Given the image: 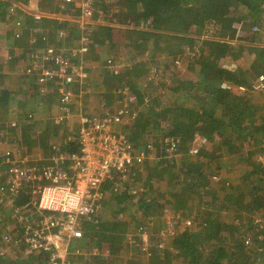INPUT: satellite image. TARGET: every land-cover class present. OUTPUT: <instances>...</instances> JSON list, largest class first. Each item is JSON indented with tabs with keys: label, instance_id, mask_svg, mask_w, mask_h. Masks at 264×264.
I'll return each instance as SVG.
<instances>
[{
	"label": "trees",
	"instance_id": "trees-1",
	"mask_svg": "<svg viewBox=\"0 0 264 264\" xmlns=\"http://www.w3.org/2000/svg\"><path fill=\"white\" fill-rule=\"evenodd\" d=\"M13 2L29 4V0H0V21L15 31L16 22L25 15L27 25L20 29L23 40L37 36L39 28L53 26L55 31L49 29L55 43V32L62 27L68 34L74 33L76 39L80 37L78 22L51 17L34 20L22 9L11 12ZM43 3L49 12L66 9L77 16L81 11L76 3L68 5L63 0ZM107 4L111 10L102 19L110 23L100 25L99 31L87 28L90 42L85 54L90 55L84 64L91 76L87 84L102 89V101L112 103L115 98H123L118 104L131 112L138 103L129 101L119 90L132 87L126 85L127 81L138 82V89L127 88L138 94V102L151 97L147 108L123 125L134 148L144 149L149 157L141 163V175L125 184L127 192L119 194L110 189L98 214L79 218L83 237L77 238L74 250L70 249V241V260L92 264L95 252L88 251L91 239L99 248L125 247L122 252L126 258L130 250L141 249L140 235L135 239L129 232L150 229L149 225L154 229L155 223L165 226L167 218L161 214L171 207L177 213L173 246L151 249L149 257L170 260V255L177 254L183 264L264 261L260 256L264 252V163L256 158L264 153V89L256 91L252 87L264 73V0H96L95 6L104 11ZM122 16L127 26L112 24ZM18 38L12 34L8 45L21 44ZM147 50L152 53L151 59L144 56ZM132 51L135 53L129 55ZM26 53L25 48L22 55H13L20 58L18 63L0 56V75L8 76L6 68L11 71L13 65L27 61ZM251 54L253 59L236 71L223 66L225 61L247 60ZM122 62L129 66L119 68ZM137 67L148 70L150 77L134 76L132 70ZM32 76L38 85L21 79L18 89L0 88V138L22 152L27 149L42 153L44 156L27 160L28 165L41 166L49 162L55 145L59 152L63 151L48 141L47 120L55 127L53 135L69 137L67 143L63 142L68 154L79 150V125L54 123L52 116L63 111L61 94L58 89L41 92L38 76ZM223 80L230 83L229 89L221 87ZM239 85H245L246 91L238 92ZM72 90L79 91L77 85ZM88 96H84L86 101ZM39 114L43 117L37 120ZM38 121L46 124L41 125V134L34 131ZM11 122L18 125L12 126ZM196 132L209 143L198 154H192L190 147ZM173 143L175 150L170 154L168 149ZM45 147H50L51 152L42 151ZM14 164L24 162L16 161L13 149L0 148V240L11 234L5 245H0V264H37L39 254L26 253L23 231L15 232L17 227L23 229L13 207L23 206L32 186L24 183L12 193L6 173ZM159 184L161 191H154ZM127 186L145 187L147 191L131 194ZM219 192H223L226 205H221ZM164 193L166 198L161 196ZM205 200H210V207ZM232 207L237 208V215L232 214ZM232 218L237 222H228ZM249 244L256 250L249 251ZM251 252L256 256L248 257Z\"/></svg>",
	"mask_w": 264,
	"mask_h": 264
},
{
	"label": "built area",
	"instance_id": "built-area-1",
	"mask_svg": "<svg viewBox=\"0 0 264 264\" xmlns=\"http://www.w3.org/2000/svg\"><path fill=\"white\" fill-rule=\"evenodd\" d=\"M63 1L68 5L76 3L80 13L74 16L70 13L58 15L56 12H49L44 9L43 0H29L28 5L16 2L10 7L11 12L22 9L34 20L51 17L78 22L81 30L80 37L76 39L68 34L66 27L58 28L55 32L57 44L50 37L48 27L43 30L39 28V34L28 37L25 43L26 54L32 60L26 67V74L38 76L41 92L58 89L61 94L63 112L56 114L55 123H64L76 115L79 118L77 152H59L55 145V151L49 157L52 164L31 166L23 160V165L14 164L6 173L12 193L24 183L32 186L31 194L23 206H14L15 218L23 229L17 227L15 232L23 231L22 242L26 253L39 254L37 264H73L69 258V244L72 238L83 237L79 218H90L97 213L110 189L127 192L125 184L141 175V163L149 157L144 149L134 148L123 126L138 115L141 105L147 104L149 97L146 96L139 106L133 105L135 111L131 112L132 109L118 104L124 101L123 98H115L112 103L99 98L97 100L87 84L89 75L84 64L90 42L87 28L90 26L93 30L96 27V0ZM23 25L27 24L21 19L16 22L18 31L14 35L19 40H23L20 32ZM254 28L257 29V26ZM51 39L53 43L50 42ZM223 66L229 71H236L239 67H244V63L232 60ZM76 85L78 92L72 90ZM221 87L229 89L231 85L223 80ZM252 87L256 91L264 89V73L253 81ZM123 89L119 90L129 101L138 103V94L134 90L126 87ZM246 89L245 85H239L237 91L244 92ZM86 95H89V101L84 99ZM12 124L18 125L16 122ZM208 143L204 135L196 132L190 153L198 154ZM168 150L172 154L175 143ZM259 159L264 163V154ZM127 187L131 194L147 191L145 187ZM14 228L15 226L10 230ZM10 236L11 234H6L3 239L8 241ZM140 237L141 241L148 243L147 232H141ZM130 239L134 238L130 236ZM105 251L110 253L108 249ZM255 264H264V261L258 259Z\"/></svg>",
	"mask_w": 264,
	"mask_h": 264
},
{
	"label": "rangeland",
	"instance_id": "rangeland-1",
	"mask_svg": "<svg viewBox=\"0 0 264 264\" xmlns=\"http://www.w3.org/2000/svg\"><path fill=\"white\" fill-rule=\"evenodd\" d=\"M104 6H105V7H103L104 11L103 10H99L96 7L97 8V12L99 14H98V17L95 16L96 27L93 29V31H99L100 25L110 23L107 20H104L102 18L108 15L106 13V11L107 10H111V5L107 4V5H104ZM64 13H66V12H64ZM65 17H66V15L64 16V18ZM20 19L25 21V15L21 16ZM125 23H126V21H125V18L123 16L118 18V20H116V21H112L113 25H116V26H119V27L127 26V24H125ZM50 29H53L55 31L54 26L51 27ZM12 30L13 29H11L8 26H6L4 21H0V34H3V35H0V56H2L4 58H8L13 63H15V60H17V63H18V60H20V58L19 57L16 58L13 55H16V56L22 55V53L25 51V48H26V44H25L26 40H21L22 43L19 44V45L18 44L17 45H8V40L10 39V37L12 35ZM72 35L73 36H71V37H73V38L76 37L74 35V33ZM1 42H3V44ZM18 42H20V41L18 40ZM17 50H20L19 53L16 52ZM134 53H135V51H132L129 55L134 54ZM89 55L90 54H88V53L85 54L86 61H87V58H89ZM147 55H148L149 59L152 58L151 51L147 50L144 53V56H147ZM121 56H122V58H124V54L123 53H122ZM31 61H32L31 59H27V61L23 60L22 62L19 63L18 66L17 65L16 66L13 65L11 67V71H9L6 68V72L10 73V74H8V76H10V77L4 76V75H0V88H2V87H11V86H13L14 88H17V87L20 86V84H22L21 79L23 81H25L26 83H28V84L31 83V84H34V85H38L37 79L35 77H33L32 75L26 74L27 64H30ZM125 65L129 66L128 63L126 64V62H122V63L119 64V68H123V67H125ZM124 70H129V69H124ZM11 73H13V74H11ZM132 73L136 77H138V76H140L142 74H143L142 75L143 77H146V78L150 77V75L148 74V70L145 71L142 67H140L139 69H138V67L134 68L132 70ZM159 75H158V77H160ZM87 79L90 81L91 76L87 77ZM88 80H87V82H88ZM142 82H144V78L142 79ZM127 83L129 85H131L132 87L138 89V82L127 81L126 85H127ZM132 87L126 86V88H132ZM52 94L55 96V99H57V95L55 93H52ZM149 98H151V97H149ZM149 98H148V100H149ZM140 104L141 103L138 102V106ZM143 106L146 107V103H143ZM143 106L141 107L140 111H142V110L147 108L146 107V108L142 109ZM56 114H58V113H56ZM56 114L52 116L54 123H55ZM71 119H69L68 121H70ZM47 122L49 123L48 125H46L45 122H43L44 124H40L38 126V128H37V131L39 130L41 125L48 126L47 127V135H46L48 137V141L51 144L52 143L58 144L59 147L61 148V150H63L65 152L66 149H65L64 144H63L62 135H57V136L53 135V133L55 132V127L51 126L50 120H47ZM73 123L75 124V122H73ZM78 125H79V122H78ZM115 127L118 128V126H115ZM49 142H48V145H49ZM0 148H7V149H11V150L13 149L14 156L16 157V161H20V160H26L27 161V159L31 160L32 158H35V156L36 157L37 156H39V157L40 156H44V155H42V153L40 154L38 151H27V149H26V151H25L26 153L22 152L19 148L13 147L10 144V142L7 139H5V138H0ZM45 148L46 149L42 150V151H46V152L49 153L52 150L50 147H45ZM246 148H247V146H246ZM22 154H26V155L23 156ZM261 155L262 154H260L259 157ZM259 157H258V155L256 156L257 159H259ZM232 159L235 160V156H232ZM49 164H52V162L46 163V165H49ZM233 176H235L234 173H233ZM161 188L162 187H160V184H159L158 187L155 188L154 191H156V190L157 191H161ZM217 191H219V189H217ZM122 193L123 192L120 190L119 194H122ZM209 194H210L209 198H211L212 194L211 193H209ZM219 195L221 196V198H220L221 205H226V203L224 202L225 200L223 198V192H219L218 196ZM123 196H124V194H123ZM161 196H163V198L167 197V195L165 193L162 194ZM135 199H136V197H133V200H135ZM208 201H210V200H205L206 204L208 203ZM105 202H106V200L103 201V205L105 204ZM103 205H102V207H103ZM208 207H210V205H208ZM236 209H237L236 207H232V210H233L232 214H234V215L238 214L237 213L238 211ZM164 211L165 212L162 213L161 215L163 216V218H167V224L165 226H162V227L161 226H157L158 224L155 223L153 225V226H155L154 229H153L152 225H149L150 229L142 227L143 229L140 230L139 232H137V230L129 232L134 238H135L136 235L137 236H138V234L140 235L141 232H147V234L149 236V239H148V243L147 244H145L143 241H139L140 247H141L142 250L140 249L141 250L140 251L139 249H132L131 250L132 254L130 252H128V255H127L126 258H125V255L122 252V249H124L125 247L124 248L122 247V249H120V250H117V249L115 250L114 246H112L111 249L109 247L106 248L104 246L99 248L98 245H97L96 240L95 239H93V240L91 239L92 246L88 247V251H94L95 252L92 264H183L184 262L181 261L180 258H178L177 254L176 255H174V254L170 255L169 256L170 260H166L167 258H164V257H152V256L149 257V253H150L151 249H155V248L158 249V247L159 248H162V247L164 248V247H167L168 245H171L173 243V241H174L172 238H175L176 234H177V231H176V216H177V213H176V211H174L173 209H167V208H165ZM96 214H98V213H96ZM0 216H2V215H0ZM114 216H116V215L114 214ZM153 217L154 216H151L150 218H153ZM227 218L230 219L231 217L228 216ZM234 219L235 218H232L228 222H232V220H234ZM234 221L237 222V220H234ZM157 227H158V229H157ZM81 240L85 241L83 239H81ZM139 240H141V237H139ZM93 243H94V245H93ZM5 244H6V240L3 241L1 239L0 240V245L2 246V245H5ZM77 244H78V239L75 237V238H73L71 240L70 249L74 250L76 248ZM230 244H232V243H230ZM1 246H0V248H1ZM172 246H173V244H172ZM229 246L230 245L227 244V247H229ZM106 249H109L110 253L107 254V252L105 251ZM253 249L256 250V246L249 244L248 250L250 251V250H253ZM10 252H11V250H10ZM12 252H13V250H12ZM19 252H22V251L20 250ZM251 253H253V252H251ZM255 254L256 253L247 254V256L248 257H252L253 255L256 256ZM261 254L262 255H260V256L264 257V252H262ZM163 255L164 254H162L160 256H163ZM150 258H152V260H154V262H152ZM73 264H83V262H78V263L75 262L74 263V261H73Z\"/></svg>",
	"mask_w": 264,
	"mask_h": 264
},
{
	"label": "crops",
	"instance_id": "crops-1",
	"mask_svg": "<svg viewBox=\"0 0 264 264\" xmlns=\"http://www.w3.org/2000/svg\"><path fill=\"white\" fill-rule=\"evenodd\" d=\"M65 10L66 9H64V10H60V11H55L56 13H58V15H61V14H63L64 12H65ZM67 13V12H66ZM55 19V18H54ZM56 20H58V19H56ZM253 55L251 54L250 56H249V59L247 58V60H246V58H244V59H242V60H240V61H243V63H244V67H245V65L247 64V62H248V60H252L253 58ZM231 60H229V61H225V63H228V62H230ZM239 61V60H238ZM240 68H242V67H240ZM89 85V84H88ZM90 87H91V89L93 90V96L98 100V98L100 99L101 97H100V94H102V89L101 88H95V87H93V86H91V85H89ZM53 88H54V86H53ZM16 89H18V87L16 88ZM143 106V104L141 105V107ZM146 106H147V104H146ZM141 107H140V109H141ZM144 108H146V107H144L143 106V108L142 109H144ZM145 110V109H144ZM41 117H43V115H38L37 116V120H40L41 119ZM73 122H76V123H78L79 122V118H78V116L76 115V116H74V118H72L70 121H68L67 123H69V124H74ZM12 123L13 122H11V125H12ZM41 124V121H38L37 122V125H36V127L34 128V131L35 132H39L40 133V131H41V126H40V128H39V130L37 131V128H38V126ZM13 126V125H12ZM31 129V128H30ZM41 134V133H40ZM77 136V135H76ZM69 137H65V138H63V142H64V144L65 143H67L69 140ZM53 144H56V143H53ZM13 207V206H12ZM14 208V207H13ZM169 209V208H168ZM170 209H172L171 207H170ZM165 212V211H164ZM130 253L132 254V252H131V250H130Z\"/></svg>",
	"mask_w": 264,
	"mask_h": 264
},
{
	"label": "clouds",
	"instance_id": "clouds-1",
	"mask_svg": "<svg viewBox=\"0 0 264 264\" xmlns=\"http://www.w3.org/2000/svg\"><path fill=\"white\" fill-rule=\"evenodd\" d=\"M13 3H16V2H13ZM13 3H12V4H13ZM17 3H19V2H17ZM15 29H16L15 31H14V29H13V31H12V34H13V35H14V33H15L16 31H18L17 26L15 27Z\"/></svg>",
	"mask_w": 264,
	"mask_h": 264
},
{
	"label": "bare ground",
	"instance_id": "bare-ground-1",
	"mask_svg": "<svg viewBox=\"0 0 264 264\" xmlns=\"http://www.w3.org/2000/svg\"><path fill=\"white\" fill-rule=\"evenodd\" d=\"M63 112V111H62Z\"/></svg>",
	"mask_w": 264,
	"mask_h": 264
}]
</instances>
